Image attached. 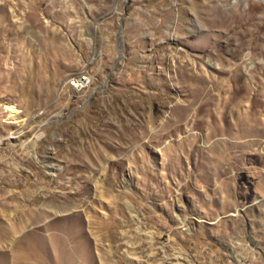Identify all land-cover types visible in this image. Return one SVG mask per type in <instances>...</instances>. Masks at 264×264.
<instances>
[{"label": "rangeland", "instance_id": "374dc122", "mask_svg": "<svg viewBox=\"0 0 264 264\" xmlns=\"http://www.w3.org/2000/svg\"><path fill=\"white\" fill-rule=\"evenodd\" d=\"M206 3L264 7L0 0V264L264 251V27L244 38Z\"/></svg>", "mask_w": 264, "mask_h": 264}, {"label": "bare ground", "instance_id": "6f19581e", "mask_svg": "<svg viewBox=\"0 0 264 264\" xmlns=\"http://www.w3.org/2000/svg\"><path fill=\"white\" fill-rule=\"evenodd\" d=\"M216 1V0H214ZM264 3V0H261ZM215 4V3H213ZM205 12L207 13V21L211 22V23H223L222 26H228V24H232V25H236L239 28H244L247 27V29H243V31L241 32L242 37H252L253 34H255V32L257 30H259L261 27H264V7L260 9L259 12L260 15L256 18L258 20H260L259 22L256 23H252L251 22V18L248 14L249 10L252 9H258V5L253 3V4H249V9L247 13L241 12L239 6L237 5L236 7H234V9H230V10H226L224 9L222 4H218L215 5L214 7L208 5L207 3L205 4ZM202 11V10H201ZM205 14V13H204ZM221 21V22H219ZM249 27V28H248ZM169 29V28H168ZM229 31V30H228ZM199 32V31H198ZM258 32V31H257ZM240 33V32H239ZM236 34V33H235ZM243 40V39H242ZM241 40V41H242ZM258 49V48H257ZM264 53V52H263ZM176 60V59H175ZM174 66V65H173ZM190 67H193V65L190 62H184V63H180L178 61H176V65L175 68H177V70L183 69V70H188L187 72H190ZM171 72V71H170ZM178 72V71H177ZM180 72V71H179ZM182 72V71H181ZM180 72V73H181ZM186 72V74H187ZM173 73V72H172ZM185 73V72H184ZM194 73V71H193ZM196 74V73H195ZM198 76V75H197ZM173 77V76H172ZM182 77V76H181ZM196 76L194 74H189V78L190 79H194ZM231 77V76H230ZM176 78V77H174ZM179 78V77H178ZM198 78V77H197ZM171 79V78H170ZM180 79V78H179ZM177 79V80H179ZM202 79V78H201ZM76 80V79H75ZM75 80H72L71 82H74ZM181 80V79H180ZM203 80V79H202ZM212 80V79H211ZM195 81V80H194ZM197 81V79H196ZM83 87V86H82ZM81 88V87H79ZM258 88V87H257ZM254 91V90H253ZM261 93V92H259ZM253 95V94H252ZM260 95V94H259ZM258 96V95H257ZM262 96V95H261ZM252 97V96H251ZM255 97V96H254ZM232 115V114H231ZM234 117V116H233ZM224 122V121H223ZM234 124V123H233ZM223 131V130H222ZM228 132V131H227ZM230 132V131H229ZM233 134V133H232ZM47 216V215H46ZM44 220V218H43ZM49 220V219H48ZM58 221V220H57ZM45 228V227H44ZM66 235V234H65ZM50 239V238H49ZM260 256L259 255V263H260Z\"/></svg>", "mask_w": 264, "mask_h": 264}, {"label": "built area", "instance_id": "2783aa9c", "mask_svg": "<svg viewBox=\"0 0 264 264\" xmlns=\"http://www.w3.org/2000/svg\"><path fill=\"white\" fill-rule=\"evenodd\" d=\"M86 77L77 76L74 82L69 83L74 89L84 86ZM258 239H250L249 244L243 248V256H227L226 253L215 254V249L209 242H192V251H199V258L213 259V264H264L259 263V255L264 251L256 250ZM191 252V251H190ZM186 264V263H185Z\"/></svg>", "mask_w": 264, "mask_h": 264}]
</instances>
